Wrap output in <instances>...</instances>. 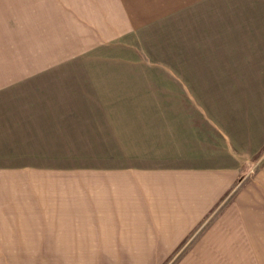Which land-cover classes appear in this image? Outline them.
<instances>
[{
    "label": "crops",
    "instance_id": "1",
    "mask_svg": "<svg viewBox=\"0 0 264 264\" xmlns=\"http://www.w3.org/2000/svg\"><path fill=\"white\" fill-rule=\"evenodd\" d=\"M129 126L139 165L113 157ZM65 149L99 158L62 166ZM180 246L264 264V0L0 1L1 254L162 264Z\"/></svg>",
    "mask_w": 264,
    "mask_h": 264
},
{
    "label": "rangeland",
    "instance_id": "2",
    "mask_svg": "<svg viewBox=\"0 0 264 264\" xmlns=\"http://www.w3.org/2000/svg\"><path fill=\"white\" fill-rule=\"evenodd\" d=\"M1 2L3 0H0ZM7 2V0H5ZM57 78V77H54ZM129 130L132 131V138L130 139V143L128 145H124V147L128 146L127 151H121V154L118 152H113L114 159H128L125 161L126 164H140V127L132 128L129 126ZM71 146V145H70ZM73 148V146H71ZM62 161L58 164L66 167L73 166L71 164H85L88 166L90 164V158H99L97 156L98 152H88L87 150L82 149H74V150H62L59 151ZM59 153H55L54 156H58ZM263 155V153H261ZM260 155V156H261ZM259 156V157H260ZM258 157V158H259ZM81 158V159H79ZM69 169V168H66ZM37 248H34V250ZM185 246H180L174 251L169 258H166L162 264H184L183 253L185 251ZM7 248H0V264H10L7 258H10V255L5 254L2 255L1 251L6 252ZM28 259L30 264H57V258H24Z\"/></svg>",
    "mask_w": 264,
    "mask_h": 264
}]
</instances>
